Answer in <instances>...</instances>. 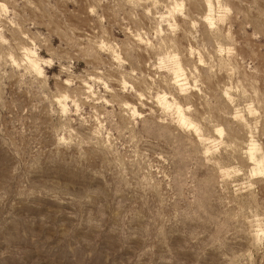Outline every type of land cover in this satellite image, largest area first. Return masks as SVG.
Returning <instances> with one entry per match:
<instances>
[{
	"label": "rangeland",
	"instance_id": "1",
	"mask_svg": "<svg viewBox=\"0 0 264 264\" xmlns=\"http://www.w3.org/2000/svg\"><path fill=\"white\" fill-rule=\"evenodd\" d=\"M0 264H264V0H0Z\"/></svg>",
	"mask_w": 264,
	"mask_h": 264
},
{
	"label": "bare ground",
	"instance_id": "2",
	"mask_svg": "<svg viewBox=\"0 0 264 264\" xmlns=\"http://www.w3.org/2000/svg\"><path fill=\"white\" fill-rule=\"evenodd\" d=\"M250 158H251V160L253 159V156H252V154L250 155ZM253 161V160H252Z\"/></svg>",
	"mask_w": 264,
	"mask_h": 264
}]
</instances>
